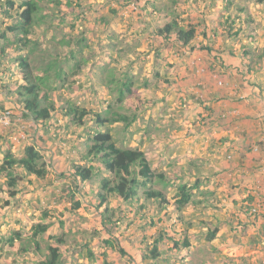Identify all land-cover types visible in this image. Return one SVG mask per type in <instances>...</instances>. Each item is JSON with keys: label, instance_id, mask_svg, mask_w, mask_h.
Instances as JSON below:
<instances>
[{"label": "crops", "instance_id": "1", "mask_svg": "<svg viewBox=\"0 0 264 264\" xmlns=\"http://www.w3.org/2000/svg\"><path fill=\"white\" fill-rule=\"evenodd\" d=\"M208 26L204 23L199 28L197 39L202 46L217 38V31H209ZM142 29H137L136 36L148 39L149 33L144 35ZM196 41L174 59L166 51L161 53L159 61L164 58L167 62L168 58L173 64L167 74L158 68L150 70L175 82L150 88L155 102H164L168 113L164 120L152 114L136 130L137 143L133 146L145 152L156 173L163 174L154 188L162 190L160 184L166 187L163 192L170 205L161 207L154 202L159 218L167 221L178 217L184 236L179 248L167 246L158 263L170 264L181 251L187 255L177 264H264V42L253 56L233 52L228 40L225 46L214 45L216 51H196ZM150 53L155 61V51ZM15 56L13 53L4 59L0 54V109L14 108L18 115L11 93L15 81L21 79L12 61ZM23 83L21 79L19 84ZM22 121L21 127L16 126L13 116L10 126L0 125V165L8 143L18 157L26 146L35 145L45 159L51 156L61 166L65 160L70 169L73 163H83L82 127L58 113L47 122ZM106 175L100 174L90 186L95 189L99 183V187ZM37 181L30 176L21 183ZM181 185L193 186L194 197L186 208L177 211ZM255 208L258 212L253 215L250 209ZM133 212L136 214L135 209ZM4 214L0 213V236L22 230L11 215ZM161 230L168 237L173 234L168 226ZM213 232L214 238L208 239Z\"/></svg>", "mask_w": 264, "mask_h": 264}, {"label": "rangeland", "instance_id": "2", "mask_svg": "<svg viewBox=\"0 0 264 264\" xmlns=\"http://www.w3.org/2000/svg\"><path fill=\"white\" fill-rule=\"evenodd\" d=\"M154 1L158 8L166 7L168 14L171 9L176 8L177 13L183 17L194 23L203 21L205 25L210 24L207 27L209 31L212 29L218 32L215 41L210 43L212 46L207 43L203 44L202 48V43H199L197 39L193 48L196 51H207L205 49L207 46L216 51L214 45L221 43L225 46L228 40L233 52L243 54L245 47L253 42L250 51H253L256 46L259 53L260 42H264V3L258 4L259 0H230L232 7L227 11L224 8L229 4V0H72V9L62 6L63 12H56L58 17L55 18L54 24L60 25L55 32L48 31L45 34L41 28L36 29L37 33L33 39L38 38L37 34L41 39V47L36 57L39 58L40 53L42 55V53L54 52L56 54L53 56L60 54L64 59L69 55L70 47H58L57 44L65 41L64 38L71 39V36L74 39L76 37L82 39L85 34L82 33L86 32L84 44L88 47L84 51V57L88 63L83 66L80 75V81L83 82L84 87L78 92L67 93V97L84 103L91 111L105 109L107 99H112L108 91L101 88L99 82L102 68L106 64L109 63V69L117 67L119 76L123 73L135 75L137 84L143 85L147 80L148 85L135 88L134 94L124 103L129 114L138 115L137 121L127 130L122 128V124L114 126L113 133L116 134L117 139L127 142L130 147L137 143L136 130L148 122L152 114L164 120L166 112L168 113L165 111L164 102L162 104L161 101L155 102L150 88L165 84L168 87L171 82H175L170 79L166 82L150 72L151 69L158 68L162 73L167 74L173 67L168 58L167 62L164 58L158 61L159 67L153 64V54L149 52L147 43L153 42L154 46H158L161 40L159 38L154 40L149 35L148 39H140L136 36L137 29L144 28L154 19L153 17H156L154 21L158 26L171 20V16L164 15L165 11L153 14L152 2ZM174 1H177L176 5L173 4ZM239 8L245 11L240 12L234 25L233 36L228 37V20L238 14ZM61 17L65 18L64 23L60 22ZM7 23L10 22L7 21ZM237 32L240 33L239 36ZM53 35H56L54 42ZM71 41L74 40L71 39ZM53 46L58 48L55 50ZM180 49L173 43L171 48L165 51L174 59L178 54H184ZM13 53L16 55L15 52ZM10 110L13 112L14 123L21 127L25 122L22 121L20 112L18 111L16 115L14 108ZM0 125L7 127L2 123ZM46 161L51 169L49 178L38 180L31 185L20 183L18 194L13 198L9 195L4 179L0 178V213L4 211V215H11L17 221L14 224L22 228V238H26L31 228L39 222L52 225L40 240L43 254L37 255L31 250L29 254L16 258L14 254L21 248L22 242L16 241L13 250H9L7 242L1 243L0 264H38L47 254L50 244L60 248L63 264H105L106 262L108 264H152L150 250L161 228L168 226L173 231L169 238L167 237L158 245L163 253L168 251L167 246L174 247L175 241L181 242L184 239L179 218H168L167 221L162 217L159 218L160 214L156 212V205L153 201H144L142 192L139 202L135 203L134 207L143 204L140 214L135 215L131 207H127L121 200L115 198L110 200L109 210L106 212V206L98 207L100 202L96 192L99 191V183L96 184L95 189L90 186V183H79L75 186L67 182L68 176L65 175V178L60 176L70 171L67 160L64 166L51 156H48ZM56 167H58L57 172H54ZM60 169H64L63 172H60ZM63 185L68 187L64 188ZM158 187L166 190L161 184ZM7 200L8 204H6ZM76 201L81 205L77 210L74 208ZM104 211L106 227L101 223ZM95 232L98 234L96 235ZM0 237L3 238V236ZM52 237H60L63 242L58 243ZM109 239L119 243L127 255H122L119 251L106 246L104 241ZM88 250L93 251L94 260L82 257V254ZM186 255L178 251L173 258L175 260L169 263L177 264L181 259H185ZM144 257L147 258L143 260ZM161 258L157 263L162 261Z\"/></svg>", "mask_w": 264, "mask_h": 264}, {"label": "trees", "instance_id": "3", "mask_svg": "<svg viewBox=\"0 0 264 264\" xmlns=\"http://www.w3.org/2000/svg\"><path fill=\"white\" fill-rule=\"evenodd\" d=\"M257 3H264V0H259ZM173 4L176 5L177 1H174ZM62 6L72 9L73 2L72 0H66V3L64 0H0V54L5 59L10 57L13 52L16 53L12 61L16 63L17 72L24 83L15 82L11 93L13 92L12 98L17 103L16 106L21 117L39 123L47 122L53 114L59 113L67 117L68 121L76 127L83 128L85 138L83 163H73L70 171L67 174H60V176L64 178L65 175L68 176L67 182L78 186L79 183L92 182L99 178L100 174L106 173L107 175L101 178L97 194L100 201L98 207L106 206V212L109 210L110 200L115 198L121 200L127 207H131L132 210L135 209V215L140 214L143 204L134 207L135 203L140 200L141 192L144 201H153L161 207L164 205L167 207L170 202L163 190L154 188V184H157L155 182L163 179V174L156 173L152 169L144 151L128 146L127 142L120 141L113 133L114 126L117 124H122V128L127 130L135 123L138 115L129 114L124 103L128 97L134 94L135 88L147 86L148 81L145 80L143 85L137 84L135 75L123 73L119 76L117 67L109 69V63L106 64L102 68L99 82L101 88L106 89L112 99H107L105 109L91 111L84 103L67 97V93L78 92L84 87L83 82L80 81V75L83 66L88 63L84 57V51L88 47L84 44L86 32L82 33H85L82 39H78V37L74 39L71 36L70 38L74 41L64 38L65 41L57 44L58 47H70V53L64 59L60 54L53 56L56 54L54 52L51 54L42 53V55L40 53V57H36L41 47L40 35L37 34L38 38L33 39L37 33L36 29L41 28L45 34L48 31L55 32L60 25L54 24L55 18L58 17L56 12H63ZM152 7L153 14L165 11L164 15L171 16V20L161 26L157 25L154 21L156 17H153L154 19L142 29L144 35L149 33V36L154 40L158 38L161 40L158 46H154L153 42L149 44V50L155 51L154 64L156 65L160 60L161 53L170 49L173 43L181 49L191 47L199 35V28L204 26V22L194 23V21L178 14L176 8L171 9L168 14L167 8L163 6L158 8L155 1L152 2ZM231 7L232 2L229 0V4L225 6L224 10L227 11ZM244 11L245 9L239 8L238 14L234 18H229L228 37L233 36L236 19L239 18L240 12ZM64 20V17L60 18V22L64 23ZM239 35L240 33L237 36ZM55 36L52 37L53 42ZM57 46H53V48L56 50ZM205 49L212 51V48L208 46ZM251 49V45L246 46L245 54L252 53L253 56H256L257 49L250 51ZM152 73L155 77L163 78L159 71ZM165 80L167 81V79ZM6 146L3 162L0 165V178L5 179L4 184L9 190L10 197L13 198L18 194L20 183L28 180L30 176H34L38 180L46 179L50 173V166L35 145L26 146L21 157L15 155L10 143ZM194 189L193 186L188 187L187 185L179 187L175 203L177 211H182L192 203ZM6 204H8V200ZM80 207V203L76 201L74 208L77 210ZM105 211L102 213L101 222L104 227L107 225ZM250 212L253 215L256 214L251 209ZM51 226L49 223L39 222L31 228L26 238H22L21 230L14 231L3 236L0 239V244L7 242L9 250H13L15 242L21 241V248L14 254L15 256L29 254L31 250L37 255L43 254L40 240ZM95 234L97 235L98 232ZM215 234L213 232L208 236V239L214 238ZM166 236L167 233L164 234V231L161 230L157 238L154 239V246L150 250L152 264H157L162 254H165L160 251L158 245L166 239ZM52 238L58 243L63 242L60 237ZM104 242L112 250L127 255L119 243L110 239ZM181 242L175 241L176 247L174 246V248H179ZM47 251L43 260L38 264H63L62 253L58 246L50 244ZM82 257L94 260L95 255L92 250H88L82 254ZM146 258L144 257L143 260Z\"/></svg>", "mask_w": 264, "mask_h": 264}, {"label": "built area", "instance_id": "4", "mask_svg": "<svg viewBox=\"0 0 264 264\" xmlns=\"http://www.w3.org/2000/svg\"><path fill=\"white\" fill-rule=\"evenodd\" d=\"M11 119H12V111L5 110L0 112V123L9 126L11 124ZM253 212L257 213L258 209L257 208L253 209Z\"/></svg>", "mask_w": 264, "mask_h": 264}, {"label": "clouds", "instance_id": "5", "mask_svg": "<svg viewBox=\"0 0 264 264\" xmlns=\"http://www.w3.org/2000/svg\"><path fill=\"white\" fill-rule=\"evenodd\" d=\"M5 110H10V109H1L0 112L5 111ZM11 111V110H10ZM12 118H13V112H12ZM12 122V119H11ZM11 125V124H10Z\"/></svg>", "mask_w": 264, "mask_h": 264}]
</instances>
